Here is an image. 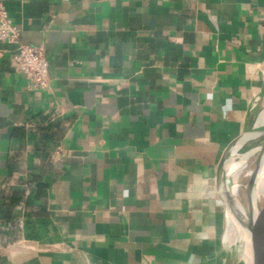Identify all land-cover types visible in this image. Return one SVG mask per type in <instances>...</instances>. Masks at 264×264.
<instances>
[{"label":"crops","instance_id":"0c3cea01","mask_svg":"<svg viewBox=\"0 0 264 264\" xmlns=\"http://www.w3.org/2000/svg\"><path fill=\"white\" fill-rule=\"evenodd\" d=\"M0 2L49 80L3 47L0 264H249L221 177L264 142V0Z\"/></svg>","mask_w":264,"mask_h":264},{"label":"water","instance_id":"95a60500","mask_svg":"<svg viewBox=\"0 0 264 264\" xmlns=\"http://www.w3.org/2000/svg\"><path fill=\"white\" fill-rule=\"evenodd\" d=\"M246 137V136H245ZM245 137L239 139L235 146L241 144ZM256 137L264 139V131ZM239 158H249L256 155L255 166L249 176L247 183L243 186L246 191V206L242 204L237 195L239 185L230 184L228 175L229 167L237 162V159L230 157L222 172L221 188L222 196L226 203L228 213L236 211L237 203L244 210L245 220H242L243 233L247 240V251L249 254V264H264V198H259L256 205L253 204L256 194L257 179L264 168V142L250 152ZM235 192V195L233 194ZM262 202V205L260 204Z\"/></svg>","mask_w":264,"mask_h":264},{"label":"built area","instance_id":"2783aa9c","mask_svg":"<svg viewBox=\"0 0 264 264\" xmlns=\"http://www.w3.org/2000/svg\"><path fill=\"white\" fill-rule=\"evenodd\" d=\"M3 47H11L16 71L28 81L30 91L46 90L48 87V64L42 45H28L21 42V34L11 22L0 2V58Z\"/></svg>","mask_w":264,"mask_h":264},{"label":"bare ground","instance_id":"6f19581e","mask_svg":"<svg viewBox=\"0 0 264 264\" xmlns=\"http://www.w3.org/2000/svg\"><path fill=\"white\" fill-rule=\"evenodd\" d=\"M249 154H251V153H249ZM246 158L247 157L242 158L240 160V162L235 163L232 166H230L229 167V172L230 173L238 172L241 169V166L243 165V161H245ZM233 194L235 195V192H233ZM259 198H264V168H263L262 173L260 174V176L257 179L255 200H253V204L254 205L257 204ZM229 219L243 233L242 220H245V214H244V210L241 207V205H239L237 203L236 211L231 212V214H229ZM244 252H243V254H245Z\"/></svg>","mask_w":264,"mask_h":264},{"label":"rangeland","instance_id":"374dc122","mask_svg":"<svg viewBox=\"0 0 264 264\" xmlns=\"http://www.w3.org/2000/svg\"><path fill=\"white\" fill-rule=\"evenodd\" d=\"M255 158H256V155L250 157L247 161V166L248 167V176L244 179V184L243 185H240L241 187L238 188V191H237V195L238 197L240 198L242 204H244V206H246V200H247V197H246V191L244 190L243 186L247 183L248 179H249V176L255 166ZM244 163V161H243ZM262 205V202L260 203Z\"/></svg>","mask_w":264,"mask_h":264}]
</instances>
